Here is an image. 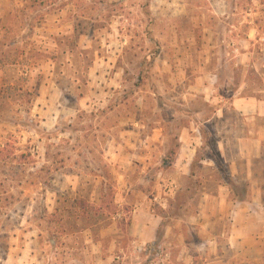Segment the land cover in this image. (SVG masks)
<instances>
[{
    "label": "rangeland",
    "instance_id": "1",
    "mask_svg": "<svg viewBox=\"0 0 264 264\" xmlns=\"http://www.w3.org/2000/svg\"><path fill=\"white\" fill-rule=\"evenodd\" d=\"M25 2L0 34V150L30 156L0 170V264H264L206 197L249 199L264 0Z\"/></svg>",
    "mask_w": 264,
    "mask_h": 264
},
{
    "label": "crops",
    "instance_id": "2",
    "mask_svg": "<svg viewBox=\"0 0 264 264\" xmlns=\"http://www.w3.org/2000/svg\"><path fill=\"white\" fill-rule=\"evenodd\" d=\"M25 1L0 0V34L10 26L14 8L22 7L26 4ZM249 105L248 101L238 103V107L247 106L248 108ZM258 117H264V112H252L247 117L252 127L249 126L248 134L254 136L252 139H248L247 142H253L252 144L254 145V154L248 156V165L250 167L248 177L250 184L249 199L243 202L236 200L232 202L230 199L231 191H228L225 186L219 187V192L216 196L206 195L208 199L218 201L221 208L219 210L220 215L226 216L228 215V210L232 209L231 213H229L232 224L228 236V245L237 255L248 260L264 256V174L258 176L251 169L253 166L252 158L257 160L264 159V126H260V128L257 126L256 119ZM206 216L208 220L214 217L213 214L207 213Z\"/></svg>",
    "mask_w": 264,
    "mask_h": 264
},
{
    "label": "trees",
    "instance_id": "3",
    "mask_svg": "<svg viewBox=\"0 0 264 264\" xmlns=\"http://www.w3.org/2000/svg\"><path fill=\"white\" fill-rule=\"evenodd\" d=\"M34 7V6H32ZM24 10H27V7L25 6ZM30 156L27 155H22L21 157L17 156L16 153L12 152L9 144L5 145L4 148L2 150H0V170L2 169H10L13 170L14 167H16L17 163L25 160L27 158H29ZM5 182H8V179L6 178L4 180ZM4 181H2L0 183V189L3 188L4 186ZM2 192L0 193V197H1ZM239 201H246V198H236ZM0 202H2V198H0Z\"/></svg>",
    "mask_w": 264,
    "mask_h": 264
}]
</instances>
